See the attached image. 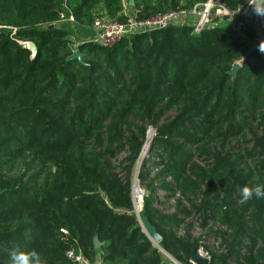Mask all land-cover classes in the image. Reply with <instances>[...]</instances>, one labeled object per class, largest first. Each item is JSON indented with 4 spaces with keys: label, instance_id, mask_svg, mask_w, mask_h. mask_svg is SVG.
I'll return each instance as SVG.
<instances>
[{
    "label": "trees",
    "instance_id": "trees-1",
    "mask_svg": "<svg viewBox=\"0 0 264 264\" xmlns=\"http://www.w3.org/2000/svg\"><path fill=\"white\" fill-rule=\"evenodd\" d=\"M220 1L235 11L247 0ZM203 2L134 0V17ZM97 6L102 18H128L121 0H0V264L16 247L38 251L45 264H75L71 252L102 264H175L148 240L133 206L131 176L149 126L156 133L138 176L139 218L156 227L161 249L178 264H193L194 247L208 254L198 264H264V198L239 203L242 186L264 185V55L227 26L194 35L168 25L108 49L57 26L69 11L92 27L102 20ZM75 46L83 64L68 60ZM241 135L251 148L234 156L229 140ZM116 152L126 156L118 165ZM27 156L55 168L40 173L43 184L32 175L28 188L7 175ZM158 194L179 198L181 209L163 214ZM178 216L197 218L204 231L215 225L217 249L189 231L179 237Z\"/></svg>",
    "mask_w": 264,
    "mask_h": 264
},
{
    "label": "built area",
    "instance_id": "built-area-1",
    "mask_svg": "<svg viewBox=\"0 0 264 264\" xmlns=\"http://www.w3.org/2000/svg\"><path fill=\"white\" fill-rule=\"evenodd\" d=\"M252 4L264 7V0H247L235 11L224 6L220 0H205L203 3L193 4L186 10L177 9L164 15H156L146 21H138L135 17H128L124 23L116 20L96 21L93 27L96 29L97 36L91 41L108 49L130 35L164 29L168 25L188 26L192 34L197 35L206 28L225 24L249 46L250 51L261 53L258 45L264 41V15H257ZM59 22L74 23V17L68 11L66 15L61 16ZM249 31L252 32V36L248 35ZM26 44H24L25 47ZM75 49L73 47V52ZM261 54L264 55V53ZM198 254L203 259L208 258V254L203 249H199ZM68 257L75 264H102L100 259L89 262L81 254L72 252L68 253Z\"/></svg>",
    "mask_w": 264,
    "mask_h": 264
},
{
    "label": "rangeland",
    "instance_id": "rangeland-1",
    "mask_svg": "<svg viewBox=\"0 0 264 264\" xmlns=\"http://www.w3.org/2000/svg\"><path fill=\"white\" fill-rule=\"evenodd\" d=\"M133 6H134V0L132 4L129 3V0H121L122 12L120 14L133 18L135 16V9ZM95 10H96L95 19L101 18L102 20L100 21L110 20L107 18H102V17H107V16L104 14V11L102 10L101 6L95 7ZM57 26L65 30H69V32L73 35L72 36L73 39L79 43L94 40L97 36L96 29L93 26L81 28L77 25V23H72V22L57 23ZM220 26L225 27V24H221ZM235 64L240 65V62H237ZM155 133H156L155 127L149 126L148 131H147V140H146V143L144 144L143 152L141 154V157L137 161V163L134 165L135 167L133 168V173H132L131 178H132V186H133L132 198H133L134 211H135V207L138 209L139 212L142 210L141 204H142L143 195L145 194V190L138 176L139 174L148 171V170L144 171L145 168L142 165H143V162L146 161L148 157V154L151 148L150 140L155 136ZM247 139L248 137L241 135L238 137H233L229 140V144L232 146L231 151L234 154V156L235 155L244 156L245 149L248 147L251 148V146L247 147L246 144H244V141ZM125 157H126L125 154L116 152V156L114 159H112V162L114 165H118L119 161L123 160V158ZM242 163H243L242 168L246 172L249 169H253L252 168L253 163L249 158L248 159L245 158L244 160H242ZM8 168L10 170L7 172V175L12 179L13 178L18 179L20 177H23L22 178L24 182L23 184L27 186L28 188L33 187V183L32 184L28 183L29 177L34 175L37 178L38 183L43 184L45 176L43 174L40 175V173L42 171H46L47 169H50L51 171L55 169L54 167H50V168L46 166L42 167L40 162L33 160V156L32 157L27 156L12 164H9ZM121 169L122 168L118 169L117 173L120 174ZM156 199L163 200V203L160 206V211L163 214L171 215L172 213L177 212L179 209H181L178 207V204H177V200L179 198H171V199L164 198L163 199L161 198L160 194H158L156 196ZM178 217L179 219L183 221V224H184L181 228L175 229V232L179 237H185V233L189 231V234L192 237L194 238L201 237L202 238L201 243H203L204 246L208 247L209 249H213V248L217 249L219 243H217L213 239V235L212 233H210L211 230L216 229L215 225H211L207 230L204 231L203 229H201L200 224H199L200 222L198 221L197 218L195 217L184 218L183 216H178Z\"/></svg>",
    "mask_w": 264,
    "mask_h": 264
},
{
    "label": "water",
    "instance_id": "water-1",
    "mask_svg": "<svg viewBox=\"0 0 264 264\" xmlns=\"http://www.w3.org/2000/svg\"><path fill=\"white\" fill-rule=\"evenodd\" d=\"M129 3L132 4L133 0H129ZM51 28H52V26H50V29ZM25 49L27 51H30L32 59H34L36 57L38 50H37L36 45L33 42L29 41V43L26 44ZM83 57H84V55L79 51V49H75V51L69 57L68 60H76L80 64H83ZM233 65L234 66L229 71V74L231 75L232 79H234L236 77L239 69L241 68V65H239V64H233ZM135 214L139 220V225L141 226L143 233L146 235V237L151 242V244H153L155 247H157L171 261H174L175 264H178L174 258H171L167 253H165V251H163L161 249L160 244H159L161 241V236L159 235L156 227L154 225H151L146 217H144L140 220L139 211L136 207H135ZM103 245L104 244L102 242H99L97 237L93 238V246L95 247V249L99 250L100 248L103 247ZM198 262H207V260L203 259L198 254V249L196 247H194L192 249V252H191V263L198 264Z\"/></svg>",
    "mask_w": 264,
    "mask_h": 264
},
{
    "label": "clouds",
    "instance_id": "clouds-1",
    "mask_svg": "<svg viewBox=\"0 0 264 264\" xmlns=\"http://www.w3.org/2000/svg\"><path fill=\"white\" fill-rule=\"evenodd\" d=\"M253 7L257 15H264V7H258L255 5H253ZM258 49L261 53H264V41L258 45ZM253 198H264V185H244L240 188L239 203L244 204ZM7 256V264H45L42 255L34 249L26 250L20 247L12 248L8 251Z\"/></svg>",
    "mask_w": 264,
    "mask_h": 264
}]
</instances>
